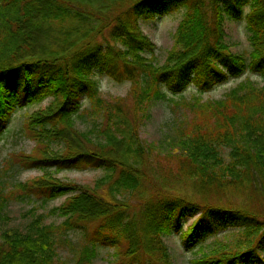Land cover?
<instances>
[{"label": "trees", "instance_id": "trees-1", "mask_svg": "<svg viewBox=\"0 0 264 264\" xmlns=\"http://www.w3.org/2000/svg\"><path fill=\"white\" fill-rule=\"evenodd\" d=\"M178 9L185 13L173 49L158 65L138 22ZM224 14L245 20L249 61L226 43ZM96 71L131 82L128 96L105 99ZM246 73L263 83L247 79L222 100H202ZM45 100L22 127L34 149L0 170V264H93L98 247L127 264H173L162 239L177 233L184 250L198 248L193 264H264V0H0V135L19 111ZM161 101L185 112L167 147L140 135ZM14 166L42 175L8 183ZM68 170L105 174L87 187L55 177ZM143 189L148 196L133 213L129 199ZM58 198L51 214L60 225L32 214L24 229L6 227L12 203ZM231 229L239 239L201 247ZM71 233L85 243L67 261L60 249L75 248Z\"/></svg>", "mask_w": 264, "mask_h": 264}, {"label": "rangeland", "instance_id": "rangeland-1", "mask_svg": "<svg viewBox=\"0 0 264 264\" xmlns=\"http://www.w3.org/2000/svg\"><path fill=\"white\" fill-rule=\"evenodd\" d=\"M247 10H245L246 12ZM185 13V9H178V11L167 14V16H157L156 19H146L145 21H139L138 27L141 29L145 36H148L154 44L156 45V54L153 60L156 64H164L166 62V58L169 52L173 49L174 38L173 35L176 32L180 21L183 19ZM211 21L215 19V16L209 13ZM214 18V19H213ZM221 29L223 35L225 36V41L228 46L231 47L232 52L244 56L248 61L250 60V53L252 52V47L248 41V34H246V24L245 20L242 21H234L230 20L226 14L223 15L221 19ZM91 79L97 82L100 85V93L103 95L105 99L114 98V97H127L128 92L131 87V82L123 81L116 82L111 79L109 76L104 75L99 72H95L94 75L91 76ZM247 79H250L254 84L261 85L263 82L261 78L258 76H253L250 73H246L242 78L234 79L229 81L228 83H224V85L213 88L214 90L210 92H206L202 95V100L204 101H214V100H222L224 96L235 88L236 85L245 82ZM196 93L194 88L188 89L183 96L186 99H190L193 94ZM51 100H45L43 103L35 104L31 107H27L26 109H22L12 118V123L8 126L6 132L0 135V170H4L7 165V161L10 160L11 156L14 154L20 153H31L35 147V143L25 138L22 135V127L24 122L27 120V116L32 114L35 111L44 109L50 104ZM150 113H152L151 120L146 123L144 127H142L140 135L142 140L148 143H155L159 146L166 145L168 136L172 132L173 125L176 119L183 118L184 109L180 107H175L174 104L167 101H161L159 103L153 104ZM82 127V126H81ZM6 179L8 183L19 182L22 184H26V182L35 179L38 176H41L42 173L39 171L33 170H25L19 171L17 166L9 169L6 172ZM55 177L62 181H70L77 184H82L87 187H94L97 181L104 176V171H94L89 170L86 172L82 171H65L61 173H54ZM150 174H152L150 172ZM149 174L150 179L153 182H156L158 187H160V182L158 181V177L155 175L152 176ZM9 189H12V185L9 186ZM142 195L136 194L130 200V210L134 213L137 211L134 205L141 203L140 199L148 196L146 190L143 189ZM184 195H187L190 199H195L201 201V198L196 195V193L190 190H184L182 192ZM64 201V198H58V200L48 201L47 203H43L41 200L37 199L33 202L26 201L24 203H12L9 209V215L12 217V221L6 225L9 228H17L20 227L24 229L32 218V214L38 215L41 214L45 217V223L60 225L63 221L61 217L57 215L51 214L53 210L59 208ZM234 201V202H233ZM232 202L237 205L235 199H232ZM193 222L192 220H188L185 223L184 227H188L189 224ZM143 227L142 222H138V231L139 228ZM239 230L231 229L228 231L221 232L217 237H212L201 247L206 251H210V249L214 246L217 241L223 242H231L239 239L238 235ZM72 243L75 245V248L70 247H61L60 256L64 260L72 261L77 254L80 253L81 247L80 244H83V240L80 234L71 233ZM167 251H169L170 262L173 264H193V259L198 257L199 250L198 248L194 251L184 250L182 245V240L180 233L172 234L163 238ZM85 243V242H84ZM115 249L108 247H98L96 249L97 256L93 259V264H127V260H123V258L118 257L115 254ZM144 258L146 259V252H142Z\"/></svg>", "mask_w": 264, "mask_h": 264}]
</instances>
